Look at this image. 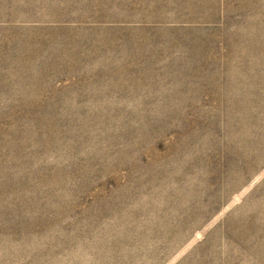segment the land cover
<instances>
[{
    "label": "rangeland",
    "instance_id": "obj_1",
    "mask_svg": "<svg viewBox=\"0 0 264 264\" xmlns=\"http://www.w3.org/2000/svg\"><path fill=\"white\" fill-rule=\"evenodd\" d=\"M0 264H264V0H0Z\"/></svg>",
    "mask_w": 264,
    "mask_h": 264
}]
</instances>
